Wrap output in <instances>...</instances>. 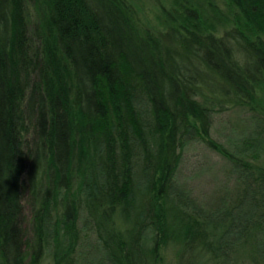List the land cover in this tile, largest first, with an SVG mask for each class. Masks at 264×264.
I'll use <instances>...</instances> for the list:
<instances>
[{
    "label": "trees",
    "instance_id": "obj_1",
    "mask_svg": "<svg viewBox=\"0 0 264 264\" xmlns=\"http://www.w3.org/2000/svg\"><path fill=\"white\" fill-rule=\"evenodd\" d=\"M163 2L0 0V264H264V0ZM189 140L235 176L208 209Z\"/></svg>",
    "mask_w": 264,
    "mask_h": 264
},
{
    "label": "rangeland",
    "instance_id": "obj_2",
    "mask_svg": "<svg viewBox=\"0 0 264 264\" xmlns=\"http://www.w3.org/2000/svg\"><path fill=\"white\" fill-rule=\"evenodd\" d=\"M132 2L139 9L144 23L156 24L155 16L160 15L163 0H132ZM34 11L33 6L29 5L31 18L35 14ZM244 118L246 120L247 115L232 111L216 114L212 136L221 143L228 142L229 138L234 141L243 126L242 123H238V120ZM245 125L249 124L245 123ZM234 177L229 171L228 162L223 157L203 144L189 140L176 171L174 188L191 205L198 209H208L222 190L232 187Z\"/></svg>",
    "mask_w": 264,
    "mask_h": 264
}]
</instances>
